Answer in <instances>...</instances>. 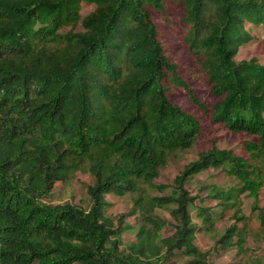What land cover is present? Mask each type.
Segmentation results:
<instances>
[{
	"label": "trees",
	"instance_id": "trees-1",
	"mask_svg": "<svg viewBox=\"0 0 264 264\" xmlns=\"http://www.w3.org/2000/svg\"><path fill=\"white\" fill-rule=\"evenodd\" d=\"M84 5L93 8L83 14ZM248 24L264 27V0H0V264H165L178 254L211 264L195 241L224 210L196 206L183 184L214 167L256 197L264 176H250L248 159L201 152L176 196L153 199L174 220L169 236L143 203L147 224L124 246L128 227L107 216L106 197L139 192L175 151L197 143L202 123L177 93L264 157V65L236 59L252 40ZM173 44L189 60L173 56ZM200 74L215 98L210 110L193 87ZM78 172L92 179L88 207L49 202ZM237 190L209 196L229 209ZM242 232L234 226L220 243L238 235L242 246Z\"/></svg>",
	"mask_w": 264,
	"mask_h": 264
},
{
	"label": "rangeland",
	"instance_id": "rangeland-1",
	"mask_svg": "<svg viewBox=\"0 0 264 264\" xmlns=\"http://www.w3.org/2000/svg\"><path fill=\"white\" fill-rule=\"evenodd\" d=\"M93 6L84 5L83 14L88 13ZM247 29L252 35V40L243 45L236 57L240 60L256 59L258 63L264 65V27L248 24ZM171 36L175 42L179 35L171 31ZM173 56H181L189 60L190 55L182 44L171 46ZM196 97L206 104L210 110L215 98L211 94L208 84L203 75H195L193 81ZM175 100L180 106L194 113L202 123V133L195 145L186 150L175 151L170 157L165 167L160 170L159 176L151 183H142L140 191L127 194L123 197L107 196L106 200L112 206L107 211V216H123L125 225L128 227L123 235L124 246L137 241V230L141 223L147 224L143 220L139 205L145 204L148 211L146 213L163 219L167 225L162 229L163 236H169L173 232L170 212L155 204L153 199L176 196L179 190L178 178L185 171L186 167L197 161L201 152L212 148L231 151L233 155L248 159L250 166V176L262 178L264 176V157L259 154L251 156L246 149V143L250 137L244 134H237L229 131L221 125L215 124L209 113L195 105L185 93L175 94ZM257 181V180H256ZM92 182L91 177L78 172L69 182L58 183L54 189L49 202L52 204L70 203L73 205L88 207L89 197L87 186ZM190 197L195 198L196 206L210 207L216 212L224 210L220 219L217 220L212 232H201L197 235L195 244L203 252L208 254L211 264H264V184L261 185L257 196L239 182V180L222 169L214 167L208 168L191 176L183 184ZM212 188L223 191L232 189H242L238 193L236 204L229 209L219 204V200L209 196ZM192 216L195 217V209H192ZM236 226L241 230L243 245L238 243V235H235L231 244L222 246L220 240L227 231ZM187 260L181 255L169 259L165 264H186Z\"/></svg>",
	"mask_w": 264,
	"mask_h": 264
}]
</instances>
